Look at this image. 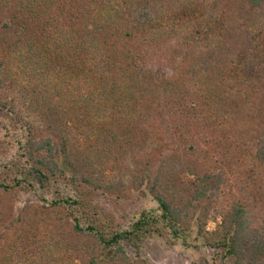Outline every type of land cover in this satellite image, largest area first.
Returning a JSON list of instances; mask_svg holds the SVG:
<instances>
[{
	"label": "trees",
	"instance_id": "obj_1",
	"mask_svg": "<svg viewBox=\"0 0 264 264\" xmlns=\"http://www.w3.org/2000/svg\"><path fill=\"white\" fill-rule=\"evenodd\" d=\"M263 7L264 0H0V192L45 190L41 206L66 211L72 237L87 238L98 249L86 254L74 245L60 249L58 243L46 242L42 260L152 264L146 241L168 229L186 242L192 235L186 224L193 219L192 206L224 193L231 179L228 164L236 160L242 166L235 158L250 156L249 177L260 175L264 182L263 50L257 49L261 62L243 66L240 50L254 37L246 34L247 22H231L234 15ZM164 45L177 54L172 77L151 60ZM19 65L26 69L16 76ZM10 91L15 98H9ZM18 100L39 110L43 124L25 116ZM242 104L248 108L237 119L230 111ZM258 118L256 149L245 154L240 139ZM161 123L167 125L165 132ZM71 125L115 156L120 147L136 153V138L141 146L142 140H152L159 155L181 147L195 155L201 144L220 147L205 150L212 163L185 189L184 205L158 193L156 209H142L128 225L115 224L88 186L103 192L118 184L78 176L68 146ZM227 128L237 133L233 140L216 133ZM168 131L172 141L165 142ZM260 194L264 201V192ZM217 217L221 221L211 233L217 241L206 242L224 249L223 257L233 258V264H264V228L254 225L248 204L234 198ZM194 219L197 234L205 237L207 223ZM15 226L12 221L0 235V240L6 237L0 242V264H34L25 256L29 244L9 239L7 229ZM53 249L58 257L47 254Z\"/></svg>",
	"mask_w": 264,
	"mask_h": 264
},
{
	"label": "rangeland",
	"instance_id": "obj_2",
	"mask_svg": "<svg viewBox=\"0 0 264 264\" xmlns=\"http://www.w3.org/2000/svg\"><path fill=\"white\" fill-rule=\"evenodd\" d=\"M233 19L231 21L233 22L232 25L235 24L236 20L242 24L247 22L248 27L246 30L248 31H246V34L254 37L249 38L247 45L240 50L239 58L243 61L242 65L244 66L247 63L255 65L257 62H261V51L258 52V50H263L262 55L264 56V7L257 9L255 12L247 14L242 12L239 15H234ZM254 40H259L260 43L262 41V45L258 46L259 42H254ZM165 46L163 50L157 48L151 56V60L154 66L162 68L172 77L174 72L173 63H176L173 58L177 54L173 52L174 49ZM169 46L174 47L172 44ZM19 66H21V69L18 67L14 69L16 76L20 75L19 72L23 75V70L26 69L23 65ZM15 96L16 92H9V98H15ZM18 103L25 116H29L37 126L43 124L42 117L38 113L39 110L35 111L19 100ZM247 108V104H242L239 109H232L230 112L239 119L242 115L241 112L245 110V115ZM253 121L252 129L249 131L245 129V135L240 139L241 148L245 150V154L249 151L252 152V150L254 152L256 149V140L253 136L257 134L256 128L260 127L261 120L258 118L256 122ZM164 124L160 129L161 132H165L167 129V125ZM152 127L148 128L152 129ZM135 130L134 133L138 129ZM246 131L248 132L246 133ZM216 133L218 135L226 134V137L232 140L235 134L237 135V133L233 134L234 131L231 128H227V131L223 133L219 131H216ZM169 135L170 132L168 131L167 135L164 136L165 142H167ZM68 140L69 151L75 166L81 171L78 176L80 174L90 176L92 180L103 185L118 184L116 187L103 190V192H97L92 185L88 188L93 191L91 195L95 198L94 201H98L104 206L108 216L114 218L115 224L124 225H128L130 221L135 220L142 209H156L158 205L154 200V196L158 193L165 195L177 205H184L188 195L185 189L191 188L196 176L212 163L210 154L206 153L205 150L209 149L210 152H217L220 147L215 144L204 146L200 143V149L195 155L191 153L190 149L184 147H181L177 152L165 149L166 151L159 155V152L153 149L156 144H153L152 140H142V143L145 142V144L141 146L136 138L134 147V150H137L136 153H131L129 149H121L120 147L115 151L117 154L115 156L114 153L109 151L107 145L94 137H88L86 133H83V129L77 127V125H71L68 128ZM168 140L172 141V139ZM174 141L177 142L176 139ZM222 149L224 152L226 151L225 148ZM242 156L235 158L241 161V167H239L236 160L228 164L229 176L227 177L231 179L230 185L224 190V193L222 192L220 196L216 195L212 198L208 196L206 199L196 201L192 206L191 215L193 219L186 223L190 226L188 228H191L192 235L186 242L173 237L168 229H164L162 235L156 234L146 241L144 245L145 252L152 264H223L224 262L233 264V258L223 257L225 254L224 249L217 248L206 241H217L211 233L216 230L221 217L214 219V216L218 214V211L226 208L234 198H241L245 201L254 214V225L264 228V201L259 199L260 193L264 192L263 178L255 174L249 177L248 165H251V157L248 155ZM173 159L175 162H173ZM45 193V190L37 192H0V235L5 234L6 225L13 221L16 224L15 227L18 233L15 228L7 229L9 239L17 242L19 238H22L24 240L22 244H29L30 248L25 250V256L31 261L30 263L34 264H47L46 261L42 260L43 252L48 248L46 242L47 244L51 242L58 243L60 249L74 245L86 254L98 250L91 240L81 238L78 241L77 237H74V235L72 237L66 220V211L61 208L52 209L41 206L39 198ZM18 211H21L20 215L17 214ZM12 213L14 215H11ZM19 216L22 219L17 220ZM194 216L202 217V224L207 223V233H203L206 238L197 234L199 225ZM34 235L38 236L34 238ZM1 239L0 242L6 240V237ZM36 240H39V242L36 243ZM53 250V252L48 251L47 254L58 257L59 253L56 255L57 249ZM127 250L132 257H137L134 249L127 248Z\"/></svg>",
	"mask_w": 264,
	"mask_h": 264
}]
</instances>
